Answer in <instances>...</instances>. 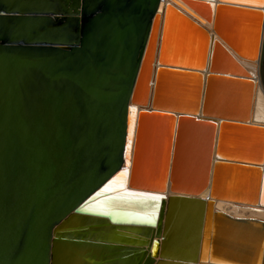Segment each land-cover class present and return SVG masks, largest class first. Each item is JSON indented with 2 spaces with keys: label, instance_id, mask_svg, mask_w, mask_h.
Instances as JSON below:
<instances>
[{
  "label": "water",
  "instance_id": "1",
  "mask_svg": "<svg viewBox=\"0 0 264 264\" xmlns=\"http://www.w3.org/2000/svg\"><path fill=\"white\" fill-rule=\"evenodd\" d=\"M163 1L0 0V264H264V221L214 208H264L254 57L216 39L229 4ZM213 1L201 26L186 3ZM174 10L210 46L193 70L162 64ZM121 173L156 216L90 210Z\"/></svg>",
  "mask_w": 264,
  "mask_h": 264
},
{
  "label": "bare ground",
  "instance_id": "2",
  "mask_svg": "<svg viewBox=\"0 0 264 264\" xmlns=\"http://www.w3.org/2000/svg\"><path fill=\"white\" fill-rule=\"evenodd\" d=\"M241 1H243V0H241ZM241 1L238 0L237 2H241ZM245 1H248V0H245ZM256 1H258V0H254V2H256ZM219 2H222L223 4H229V6H227L228 8H221L219 10V12H218L219 17L220 16L223 17L224 13L227 12V11H224V9L225 10L226 9H234L235 11H238V12H241V13L242 12L252 13L251 15H254V19L253 20H255V19L259 18V17L262 18L261 19V22H262L261 26L262 27L259 30V34L261 33L260 42H259V47H257L256 53L250 51L251 50L252 38H253V36H252L253 35V31H251L252 29L250 30V33H248V34L246 33L248 38L246 37L247 38L246 39V43L244 42L243 49L242 50L240 49V52H241L242 55L243 54H247V55L251 54L254 57V59L252 61H249V60H246V59L244 61H241V64L252 75L251 78L254 80L253 81L254 82V87L256 88L255 89V99H254V102H253V117H252V119H253V121L255 123L264 125V0H263V4H262L261 13L260 12H252V10H250L249 8H247V9L241 8V5L236 4V2H233V1L231 2V0H221ZM164 3H165V0L161 4V10H162V7H163ZM215 3L216 2L213 1L212 5H211L212 20L210 21V23H208L206 21H203V20H201L199 18L197 19L198 20L197 22L201 26H205V24H206L208 27L212 28L213 20L215 18ZM178 4L183 7V5H181V3L179 1H178ZM229 7H231V8H229ZM238 12H237V15H238ZM175 13H177L176 15H178V16L180 15L178 12H175ZM234 13H236V12H234ZM245 13L239 14V15L244 16ZM176 15H175V17L177 18ZM239 15H238L237 18H239ZM219 21L221 22V19ZM221 23H220V26H221ZM194 27L198 31L197 34L200 36V44H201V47H202L201 48L202 49L201 54L199 55V58H200L199 61H200L202 56L205 54V52L207 53V51H208V54H209L210 46L209 47H205V44L208 43V41L203 36L204 35L203 32H202L203 30L201 28H199L198 26H196V25ZM246 28H248V27H246ZM251 28H252V26H251ZM182 32H183V30H182ZM155 39H158L157 32H155L154 40ZM216 39L219 41V43H221L220 45H223V46H225V48L230 50V48H228V46H226L225 43L217 36V31H216ZM154 40H153V42H154ZM247 41H249V42H247ZM199 64H201V61L199 63H197V64L195 63L194 66H199ZM132 108H134L135 110L138 109V107H135V106L132 107ZM130 131H131V127H130ZM126 177L127 176H125V174L121 173L112 182V184H110V189L109 190H111V191H113L115 193V194H113V195H115L114 199L112 198L114 201L110 200L111 203H109V201H108L109 198H101L99 201H97L96 203L92 204L89 207L90 210L99 211V212H103V213L110 214V215L115 213L116 216H119L121 218L129 216L130 219H136V217H141V219H145V218H148L151 215H152V217H153V215L156 216L154 211L150 212V210L148 211V210L140 209L138 207L137 203H135V202H138L137 201L138 199L134 200V199H130V198L127 197L128 198L127 202L130 203V205H128L129 207H125V205L121 204V203H123L122 201L126 198L124 195L130 196L128 194V192L124 191L125 186H126L125 185L126 184ZM119 192H121V193H119ZM140 195H142V194H140ZM140 197L141 198H145L146 200L147 199L148 200L152 199L154 201H155V199H157V201H158V197H156V196H146V197L145 196H140ZM132 202H134V203L131 204ZM143 204H145V203H143ZM121 206H124L125 208H123V207L121 208ZM126 208L129 209V212L127 211ZM214 208L216 210H220V211H222L224 213H227L228 215H230L232 217L246 218V219H256V220L264 221V208L259 207V205L247 206V205L234 204V203L232 204V203L217 202V203H215ZM117 212H120V213H117ZM130 215L132 217H130ZM147 242H148V240H146V243ZM158 245H159L158 240H155L153 248L150 249V254H152L153 256H156V247Z\"/></svg>",
  "mask_w": 264,
  "mask_h": 264
},
{
  "label": "rangeland",
  "instance_id": "3",
  "mask_svg": "<svg viewBox=\"0 0 264 264\" xmlns=\"http://www.w3.org/2000/svg\"><path fill=\"white\" fill-rule=\"evenodd\" d=\"M232 1L246 7L250 6V4L254 2V0H248L249 2L245 0H240L241 2H237L238 0H231V2ZM186 6H188L198 16L203 18L206 22L210 23L209 17L206 16L207 10L205 6L199 4L198 2H188L186 3ZM224 11L227 12H225L226 14L224 13L223 17L220 16L222 23L220 30L217 31V36L225 43L226 46H228V48H230L231 51L240 54V49H243L244 42L246 43V39L248 38L247 34L250 33L251 29V31H253V24L255 21L253 20L254 15H251L252 13L248 12L241 13L235 11L234 9H224ZM237 12L238 15L243 13L245 14L244 16L239 15V18H237ZM169 13L170 16L167 22L162 47V64L166 67L193 70L195 67L194 64L199 63V55L202 51L200 36L197 34L198 31L193 24L187 22L182 16L176 15L177 13H175V11H170ZM213 72L238 77L242 76L241 74L235 72L232 68H222L221 71ZM242 162L248 163L245 160Z\"/></svg>",
  "mask_w": 264,
  "mask_h": 264
}]
</instances>
